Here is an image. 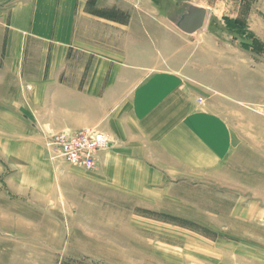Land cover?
<instances>
[{
    "label": "crops",
    "instance_id": "0c3cea01",
    "mask_svg": "<svg viewBox=\"0 0 264 264\" xmlns=\"http://www.w3.org/2000/svg\"><path fill=\"white\" fill-rule=\"evenodd\" d=\"M91 2L98 6L90 9ZM154 3L0 0V159L27 183L12 182L17 194L31 184L48 192L66 182L155 206L188 200L191 182L264 194V179L225 172L246 136L260 130L264 149V119L250 110L263 99L264 90L254 87H264V66L247 62L238 78L218 67L220 57L208 64L191 59L189 43H176L173 35L192 33L168 24ZM238 107L246 132L234 122ZM84 127H97L111 140L97 157L98 173L53 162L42 147L43 131ZM257 160L264 161V153ZM252 172L264 177V169ZM235 209L244 210L245 224L264 229V203ZM251 234L246 238H264Z\"/></svg>",
    "mask_w": 264,
    "mask_h": 264
},
{
    "label": "rangeland",
    "instance_id": "374dc122",
    "mask_svg": "<svg viewBox=\"0 0 264 264\" xmlns=\"http://www.w3.org/2000/svg\"><path fill=\"white\" fill-rule=\"evenodd\" d=\"M154 1L159 13L175 27V21L190 4L210 11L205 27L188 39L179 37L176 31L173 35L176 43H189L191 59H203L208 64L209 58L220 57L218 67L226 73L236 72L238 78L247 62L264 66V0ZM96 4L88 6L95 9ZM261 89L264 87L258 82L254 90ZM240 95L244 97V91ZM261 95L259 105H250V110L264 119V91ZM199 102L203 104L205 98L200 97ZM239 107L247 108L244 103ZM239 107L234 122L246 132L245 115ZM257 132H253L254 137L246 136L239 151L227 161L226 173L239 172L244 181L264 179L252 172L264 169V161L257 160L264 153L262 134ZM56 133L42 132L41 146L50 160H62L85 172L100 171L98 160L91 170L51 154L47 143ZM110 147L100 149L97 155ZM0 171V264H264V238H246L251 233L263 236L264 229L245 224L244 210L235 209L264 203L262 193L191 182L188 200L160 201L155 206L130 195L66 182L48 192L31 184V190L21 195L16 193L19 186L12 184L18 180L27 187L20 179L21 172L7 167L2 159ZM29 172L33 174L27 167L28 177Z\"/></svg>",
    "mask_w": 264,
    "mask_h": 264
},
{
    "label": "built area",
    "instance_id": "2783aa9c",
    "mask_svg": "<svg viewBox=\"0 0 264 264\" xmlns=\"http://www.w3.org/2000/svg\"><path fill=\"white\" fill-rule=\"evenodd\" d=\"M109 145L110 137L101 129L94 127H84L77 131L66 129L59 131L47 143L50 152L52 151L56 157L91 170L96 167L98 151Z\"/></svg>",
    "mask_w": 264,
    "mask_h": 264
},
{
    "label": "water",
    "instance_id": "95a60500",
    "mask_svg": "<svg viewBox=\"0 0 264 264\" xmlns=\"http://www.w3.org/2000/svg\"><path fill=\"white\" fill-rule=\"evenodd\" d=\"M209 10L197 4H190L175 21L177 27L187 33H194L205 27Z\"/></svg>",
    "mask_w": 264,
    "mask_h": 264
}]
</instances>
